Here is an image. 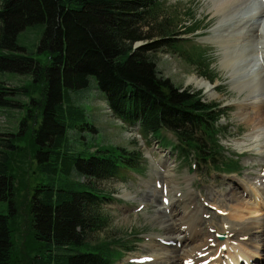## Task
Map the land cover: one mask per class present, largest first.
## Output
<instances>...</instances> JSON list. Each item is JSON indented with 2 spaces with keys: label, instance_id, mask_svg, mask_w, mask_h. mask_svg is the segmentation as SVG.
Returning a JSON list of instances; mask_svg holds the SVG:
<instances>
[{
  "label": "trees",
  "instance_id": "trees-1",
  "mask_svg": "<svg viewBox=\"0 0 264 264\" xmlns=\"http://www.w3.org/2000/svg\"><path fill=\"white\" fill-rule=\"evenodd\" d=\"M178 14L164 0H0V109H20L23 115L18 133H0V201L13 204L9 153L28 129L38 172L62 179L57 186L49 182L33 189L31 240L36 247L20 264H114L132 251L88 234L107 224L103 206L114 200L97 188L96 180L136 168L141 154L119 147L94 152L73 147L70 132L80 138L94 128L71 101V92L94 84L124 124L155 139L163 130L171 132L178 157L192 161L198 171L234 170L220 143L229 132L220 122L225 110L198 91L179 89L161 75L150 55L161 48L176 50L173 42L188 41L183 36L198 30L179 18L172 23ZM34 24H44L39 43L47 52L44 65L17 42L19 33ZM138 41L145 43L134 47ZM16 75L38 79L39 97L25 83L11 85ZM11 218L0 214V264H15Z\"/></svg>",
  "mask_w": 264,
  "mask_h": 264
},
{
  "label": "rangeland",
  "instance_id": "rangeland-1",
  "mask_svg": "<svg viewBox=\"0 0 264 264\" xmlns=\"http://www.w3.org/2000/svg\"><path fill=\"white\" fill-rule=\"evenodd\" d=\"M164 1L169 8L172 7L173 14L179 11L178 15H174L172 23L179 18L181 24L185 22L186 25L198 30L183 36L190 38L188 41L173 42L177 43L176 50L161 48L150 55L161 75L168 77L179 89L197 90L205 101L219 103L225 110L226 113L220 122L227 125L229 132L226 136L220 137V143L225 149L226 157H230L229 163L234 170L221 167L198 171L192 161L178 157L174 150L175 137L171 132L163 130L161 136L155 139L136 127L119 123L115 117L105 114L104 94L94 84L71 92V101L84 110L86 120L94 128L93 131L85 130L80 138L76 133L70 132L73 147L76 149L84 147L91 152H94L96 147H119L141 154L136 168L123 169L124 171L114 178L96 180L97 188L109 192L114 200L103 206L108 214L107 224L95 233L88 234V237L91 240L98 238L114 240L118 248L125 249L123 245H126L132 250L124 253L114 264H171V259L164 258L165 249L168 251L176 249L178 253L175 255H180L183 249L188 251L197 249L192 246L202 243L208 238H205L208 234H215V240L219 244L231 241L229 245H220L221 254L214 259L213 264H226L229 259L227 257L230 256L227 252L229 248L231 256L234 257V246L236 251L246 253L244 255L240 252L238 258L242 260L240 259L238 264L244 262L264 264L262 245L257 248L258 245H251L247 240L241 245L237 243V239L235 241L234 235H231L238 230L242 232L243 227L260 225L261 229H264V188L262 189L261 185L264 181V126L253 127L245 120L246 116L258 119L254 111H247L246 115L240 116L242 109L240 104L243 103L240 99L243 97L231 84L227 70L222 67V59L226 52L224 43L220 38L213 37L212 33L218 20L211 15L215 5L213 0ZM257 7L258 4H252L247 11L255 12ZM237 16H241V13ZM43 30L44 24L30 25L17 37V42L24 48V53L34 57L42 65L47 63V52L39 48ZM251 32H246L249 34V41L252 40ZM144 43L138 41L134 47ZM256 69L254 67L251 73ZM191 76L209 80L208 82L215 87L214 96H209L202 88H196L191 84L188 81ZM11 79V85L25 83L27 87L33 88L32 96L39 97V87L36 84L38 79L36 81L31 75H16L11 76ZM258 97L264 98V94ZM22 116L20 109H0V133H18L19 120ZM28 130L20 135L19 140L16 138V149L9 153V174L14 187L13 204L0 201V214L12 216L9 222L13 229L12 258L15 264H20L22 256L36 247L31 240L30 212L34 187L49 182L57 186L62 181L61 178H50L38 172ZM0 149L4 147L0 146ZM72 179L82 183L88 180L79 176H73ZM169 198H173L175 202L173 204L177 214L173 216L175 222L182 216L183 211L194 212L195 208L198 209L197 217L200 221H197V226L200 233L182 240L168 237L159 220L162 216L168 219L166 215L169 209L165 210L167 207L165 201ZM258 231L261 230L258 229L255 233L253 230L254 234L252 231L248 232L244 237L250 240H264V234ZM218 235H222L223 238L220 239ZM157 255H162V259H155ZM244 256H248L249 261L244 260ZM235 262L234 257L233 264ZM173 263L183 264L181 261Z\"/></svg>",
  "mask_w": 264,
  "mask_h": 264
},
{
  "label": "bare ground",
  "instance_id": "bare-ground-1",
  "mask_svg": "<svg viewBox=\"0 0 264 264\" xmlns=\"http://www.w3.org/2000/svg\"><path fill=\"white\" fill-rule=\"evenodd\" d=\"M213 2L215 5L213 6V12L211 15L212 17L218 18V20L216 22V26L214 24L215 27H213L212 33L213 37H217V39L220 38L224 43L226 52L224 53L222 59V67L227 70L229 75L228 77L231 79V84L243 97L240 99L243 100V103L240 104V106H242L240 116L246 115L247 111H254L258 115V119H253L252 117L246 116L244 117L245 120L250 122L253 127L264 126V98L258 97L264 94V0H222L221 2L220 0H213ZM252 4H258L259 7H257L255 12L253 10L248 12L247 10ZM244 10H246L247 13ZM240 13L241 16H237ZM248 31H252L251 41H249V34H246ZM221 43L222 42H220V44ZM254 67L257 69L253 70V73H251V70ZM188 81H190L191 84H193L196 88H202L203 91L209 96H214L215 87L213 84L211 85V83L208 82L209 80L207 81L196 76H191V78H188ZM106 112H111L108 106H106ZM261 185L263 189L264 181H262ZM260 191L262 190L260 189ZM261 193L262 192H260V194ZM167 201L169 202H167V207L165 210L169 209L168 215H166L168 219H166L165 216H160L161 219L158 220L165 228L163 229L166 230L169 238L174 240H182L185 238H191L193 235L200 233V229L197 226V221L199 220L197 217V208H195L194 212L183 211V214H181L182 216H180L178 221L175 222L173 219V216H177L176 211L173 209V204L175 202L173 198H169ZM261 228L262 227L260 225L249 228L243 227L241 228V231L243 230L242 232H238V230L233 234L231 233V235H234L235 241L237 239V243L241 245L243 242H245V240H247V242H249L251 245H258L257 248L261 247V245L264 247V240H250L247 237H244L248 232L252 231L253 233L254 230L255 233L258 229H260L262 234H264V229L262 230ZM261 231L258 232L260 233ZM229 235L230 234L228 232V237ZM205 238L206 239H204L202 243L197 244V246H192L193 248L197 247V249H192L190 251L183 249L181 254L177 256L175 255L178 253L176 249H171L170 251L165 249L166 255L164 258L167 260L168 258L171 259V264H175L173 262L177 261H181L183 264H186L187 261H191V264H213L214 259L217 256L219 257L221 254L220 245H229L231 244V241L228 240L227 242L219 244L215 240V234H208L205 236ZM235 249L236 247L234 246V257L236 258V262L234 264H238L239 260L241 259L238 257L241 255L240 252L242 251H236ZM227 252L230 256L227 257L229 259L226 264H233L234 257L231 256L230 248ZM242 254L246 255L244 252H242ZM161 256L157 255V258L155 259L160 260L162 259ZM246 259L249 261L248 256H244V260ZM244 264H247V262H244Z\"/></svg>",
  "mask_w": 264,
  "mask_h": 264
},
{
  "label": "snow or ice",
  "instance_id": "snow-or-ice-1",
  "mask_svg": "<svg viewBox=\"0 0 264 264\" xmlns=\"http://www.w3.org/2000/svg\"><path fill=\"white\" fill-rule=\"evenodd\" d=\"M160 186V185H158ZM167 203V201H165ZM145 259H151V258H145ZM186 264H191V261H187Z\"/></svg>",
  "mask_w": 264,
  "mask_h": 264
}]
</instances>
